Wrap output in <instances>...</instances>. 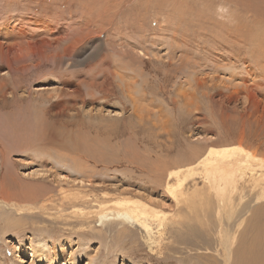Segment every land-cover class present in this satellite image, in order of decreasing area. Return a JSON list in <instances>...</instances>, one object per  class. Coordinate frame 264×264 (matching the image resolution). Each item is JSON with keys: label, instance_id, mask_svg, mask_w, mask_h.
I'll use <instances>...</instances> for the list:
<instances>
[{"label": "rangeland", "instance_id": "obj_1", "mask_svg": "<svg viewBox=\"0 0 264 264\" xmlns=\"http://www.w3.org/2000/svg\"><path fill=\"white\" fill-rule=\"evenodd\" d=\"M10 16L15 20L7 27L38 44L57 36L63 45L75 31L89 30L77 51L84 56L94 53L92 43L101 45L104 67L100 58L86 65L98 61L107 68L113 91L98 103L51 106L54 121L46 125L39 107L72 98L55 97L58 81L51 76L35 79L50 67L10 71L23 77L16 94L0 97V107L3 101L10 106L0 119L14 114L9 123L0 121V181L22 196L34 190L52 201L27 211L0 204V264H201L186 253L167 256L173 254L167 247L178 245L166 231L185 232L179 218H190L189 240L197 244L212 231L198 227L197 218H211L212 229V218H222L230 234L238 230L249 244V220L264 218V0H0V31ZM53 29H60L54 38ZM83 69L66 64L57 75ZM1 78L9 86L15 80L5 69ZM13 96L23 105L10 104ZM24 104L39 121L19 119L15 112ZM78 139L85 147L65 144ZM224 151L229 161L220 160ZM215 160L220 170L209 171L207 163ZM188 169L193 173L185 187L165 188L168 173ZM76 194L83 201L72 206ZM136 211L142 217L136 222L113 219L116 212ZM105 215L111 218L101 220ZM149 229L161 232L157 245L149 244Z\"/></svg>", "mask_w": 264, "mask_h": 264}, {"label": "bare ground", "instance_id": "obj_2", "mask_svg": "<svg viewBox=\"0 0 264 264\" xmlns=\"http://www.w3.org/2000/svg\"><path fill=\"white\" fill-rule=\"evenodd\" d=\"M8 3L11 4L12 0H8ZM14 20H15L14 17L10 16L9 19L6 20L8 22H5V28L7 26L11 25V24H9V21H14ZM92 22H93V20H92ZM1 25H3V24H1ZM76 29H75V26H74L73 30H76ZM61 30L63 31V29H61ZM73 30H71V31H73ZM53 31H54V29H53ZM53 31H52L51 35H49L52 38H54V36H56V32L59 34L60 29H59V31L57 29H55L54 32ZM87 31L88 32H77V31H75L73 37H71V39H69L67 41V43H65L63 45H60V41H59L60 38L57 37V36L52 41L50 39H45V40L41 39V43L38 44L36 41H34V39L30 40L31 34L28 35L25 31H22V30H19V29H16V28H12V26L11 27H7V30H5L3 28L0 31V70L5 69L9 73V76L11 77V79L15 78V80L13 81V84L11 86H9L6 83V81H5L6 79L5 78H1L0 79V97L3 98V96L7 92L8 93L9 92L12 93L13 95L16 94L15 88L17 89L18 87H20V86L16 85V82L18 80H20L21 77H23L22 75H23L24 72H27L25 70H27L29 68H34L35 72H42V69H45L46 67H48V68L50 67L51 69L48 70L46 73H42L41 74V79H39V78H35V79L36 80H42V82H44L45 80H47L48 76H51V78L53 80H57L58 81V87L56 88V92H57L58 95H55V97H60V98L61 97H69V98L71 97L72 98V99L67 100V101H63V100L59 99L57 101L52 102L49 107H45L46 105H43V106L39 107V111H40V113L42 115V119L44 120V122L47 123L46 125H48V123H50L49 121H51V122L54 121V120L51 119V115L48 116L51 106H53V107L58 106L59 107V106H62L63 103L64 104L65 103H69V102L75 101V99H77V101L80 102L81 104L94 103L96 100H97V103H98V100L107 99L108 96H111L113 90L111 88V82H110L111 79L109 77V71H107V68L102 70L101 69L102 67L101 68L97 67L96 65L98 64V61H97V64H95V65H92V64H90V65L87 64L86 65V63L89 60H98L97 58H100L99 59V63L102 66L104 64L103 62L107 61L106 58L103 55H101L100 52H99V50H100L99 48H100L101 45L99 46L98 43H96V44L92 43L91 46L94 47V53L91 52V53L85 54L84 56H82L81 50L77 51V49H79V47L83 44L84 40L88 36L91 35V33H89V30H87ZM63 35H65V34H63ZM67 35H65V36H67ZM67 37H69V36H67ZM32 38H33V36H32ZM63 38H65V37H63ZM114 46H115V44H114ZM66 64L67 65L70 64L73 67H75L76 65H83V66H85V69H83L80 72L75 71V73H73L71 75H67V74L64 75L63 73H61V75H57L58 74V70H60V68L63 65H66ZM14 69L22 70L23 73L20 76L15 75V74L12 75L10 73V71H14ZM63 72H67V71L63 70ZM68 73H70V72H68ZM26 74H24V76H26ZM110 74H111V72H110ZM37 75L40 76L39 74H37ZM21 80H22V78H21ZM51 82H53V81H51ZM82 86L85 87V90H86L85 94L82 93V89H81ZM24 94H25V92H24ZM32 94L33 93L29 94V96L31 95V97H32ZM11 100L12 101L9 102V103L12 104L13 106L21 105L22 102L24 103V101L20 102V100L19 99H15V97L13 99H11ZM29 100L31 101V99H29ZM3 102H4L5 106L0 107V111L7 110L10 107V106H8V102L7 101H3ZM31 102L33 103V100ZM27 103H25V104L27 105ZM26 105H25L23 111L17 110V112H15V113L17 114L18 111H19V115L17 114L19 119H21L22 122L25 121L26 123L30 124L31 122H35L37 114H36V112H34L35 114L32 115V113H30L31 107L28 108L29 106L27 107ZM39 105H40V103H39ZM34 106H35V104H34ZM26 107L28 108L27 110H26ZM32 109H33V107H32ZM63 109L65 110L66 107H64ZM58 114L59 113H57L56 115H58ZM12 115H14V114H12ZM12 115H9V117L6 116L7 118H5V116H1L4 119H0V121H2L5 124H7V122L9 123V121H10L9 118ZM37 119H38V117H37ZM38 121H39V119H38ZM61 123H63V122H61ZM29 124H28V126H29ZM66 125H68V124L66 123ZM10 126H15V124L12 123ZM10 126H9V128H12ZM18 127H16V128H18ZM20 128H21V126H20ZM54 129H55V127H54ZM55 132L56 131H54V133ZM60 133H62V131H60ZM38 134H40V133H38ZM28 141H30V140H28ZM70 142H67L65 144H67L71 148L72 147H80L81 145L83 147H85L84 146V142H83L82 139L73 140L72 141L73 144L70 143ZM62 144H64V143H62ZM8 145L10 146V144H8ZM36 145H34V148H36L35 147ZM51 145L53 146V144H51ZM31 146H32V144L29 147H31ZM63 146H61V147H63ZM10 148L12 149L11 146H10ZM31 148L33 149V147H31ZM3 149H5V148H3ZM11 149H9V150H11ZM54 149H56L57 152H59L58 151L59 148L58 149L54 148ZM64 149H66V148H64ZM60 150H61V148H60ZM70 152H71V150H70ZM242 152H243L242 154L244 155V157L247 159V157L245 156L246 152L244 150ZM1 153H2V151H1ZM3 153H4V151H3ZM7 154H8V152H7ZM190 154L191 153H189L188 156ZM229 154H230V151H224V153L222 155V159H220V160L225 161L226 159H228V161H229V158H228ZM179 162L183 163L184 166H186L188 164L187 158L183 159L181 156H179V158H178V163ZM213 166H216L215 170H220V164L216 160H215L214 163H207V167L209 168V171L211 170V168ZM177 172H178L177 174L172 173V172L168 173V175H166L167 182H163V179L157 178L158 182H163L164 185H165V188H167L168 191H172L173 186L175 187L178 183L181 184L182 187H185L189 183L188 181L191 180L190 176L193 173L192 170L188 169L185 173L182 170H179ZM215 172H217V171H215ZM161 175H163V172H161ZM8 178H10L11 180H14V177H12V176H8ZM173 184H175V185H173ZM32 191H34V190H30L28 192H24V194L22 196V193H15V191H13L11 188H9L7 186V183L4 182V179H2L0 181V204L6 206L8 208L9 207L10 208L11 207L15 208L14 210H16V211H20V210L22 211L23 209H25V211H27L28 209H34L35 208L34 206L36 204L39 205L38 207H36L37 209L43 210V209H46L49 206V204H51V201H52L51 198L47 197L45 194L33 193ZM82 199H83V197L80 194H76L71 199H69L68 202H69L70 205L73 206L75 204L81 203L83 201ZM89 203H92V202L88 201V200L84 201V204H89ZM20 204L21 205L27 204V206H19ZM84 204H82V205H84ZM28 206H33V207L29 208ZM17 207H19V208L17 209ZM136 209H137V207H136ZM261 209L264 210V208H261ZM138 212L136 211L135 216H131L127 212H116L115 214H113V215L116 216V218H113V219L120 220L121 222H125L127 224L128 223H132V222H136L137 218H142L140 216H137ZM255 213H258V212H255ZM107 218H111V217L108 216V215L100 217L101 220L102 219H107ZM209 219H211V218H197V226L198 227L199 226H201V227L204 226L205 229H206V227H209L212 230L210 232V234L208 233L209 235L206 234L207 238L202 239V240L200 238H197L198 240H196V241L199 242L198 244L195 241L189 240L192 237V235L190 236L191 229H192V227H195L194 225H192L190 223V218H179V222L178 223L181 225V228L185 231L184 233H182L181 236H177L176 235V233L174 231V227H171L169 230L167 229L168 230V231H166L167 235L172 231L171 232V236L168 237V238L171 239V243L172 244L176 243L179 246V247L178 246L176 247V246L170 245L169 247H167V251H170V252L173 253V254H168L167 253V256L169 257V259H171V260L174 259L175 257L173 255L175 253L182 254V255H184L186 253L185 256H184L185 259H187V260L188 259H190V260L191 259H195L196 262H199L201 264H264V218H252V219L249 220V222H252L253 225H252V232H251L250 238L248 240V242H249L248 245H246L245 240H244V238H246L245 235H241L238 232V230L234 229L233 234H230L228 232V230L225 228L224 223L222 222V218H212L213 221H216V224L214 225L215 227L213 229H212V227H213L212 225L213 224H210L208 222ZM149 220L150 219L143 217V221L144 222L149 221ZM173 223H175V222L173 221L172 224ZM189 224H191L192 227ZM205 224H206V226H205ZM158 225L161 227L160 223H158ZM234 225L236 226V222L234 223ZM227 226L230 227V225H228V223H227ZM201 227H200V231H201ZM193 229H195V228H193ZM166 232H165V236H167ZM196 234H198V232ZM160 235H162L160 231H158L155 234H153V233H151V231L149 229V232L147 234V238H148L149 244L157 245L158 241H155L154 238L156 237L157 240H158ZM238 235H241V236H238ZM185 237H186V240H185ZM207 239H208V243H207ZM192 242H194L193 245H195L197 248H191L189 246V244L192 243ZM201 243H202V247H199ZM209 244H212V246H213V244L216 245L217 249H215L214 247H213L214 250L213 249H209V247H208ZM198 249H203V251L200 252ZM163 259H164V256L162 258H160L161 261Z\"/></svg>", "mask_w": 264, "mask_h": 264}]
</instances>
